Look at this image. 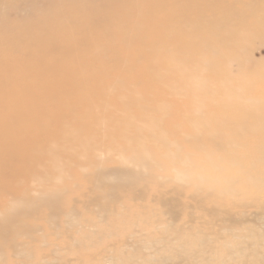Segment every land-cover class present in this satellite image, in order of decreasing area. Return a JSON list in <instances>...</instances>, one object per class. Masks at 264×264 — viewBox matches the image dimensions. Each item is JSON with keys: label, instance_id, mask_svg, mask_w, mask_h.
<instances>
[{"label": "rangeland", "instance_id": "374dc122", "mask_svg": "<svg viewBox=\"0 0 264 264\" xmlns=\"http://www.w3.org/2000/svg\"><path fill=\"white\" fill-rule=\"evenodd\" d=\"M47 1L52 6L56 2ZM185 1L187 5L175 4L172 0L161 2L160 13L154 14L150 22L172 18L175 13L178 19H183L181 14L191 12L192 17L210 24L194 25L197 29L191 30L175 25L173 28H178V32L164 42L167 45L163 49L169 57L171 55V60L156 53L152 57L162 64L158 62V66L150 69L146 61L136 59L137 51L144 48L140 46L141 36L146 33H124L123 38L114 40L116 33L111 29L103 30L94 25L86 30L87 19L79 16L75 4L58 2L59 21L63 24L53 25L56 43L67 44L87 37L86 42L106 48L107 52L105 56H88L77 69L78 85L83 86L81 81L87 84L83 89L67 92L59 89L61 78L50 72L42 82L39 78L33 82L39 67H35L28 78L13 77L8 81L31 82L33 92L41 96L34 103L41 107L38 110L44 115L45 125L41 129H31L33 140L20 148L18 144L15 146L19 151H28V158L13 160L10 164L21 169L26 165L28 172L15 174L7 182L10 188L0 189V226L9 224L10 228L0 227V264H144L130 246L129 238L137 233H142L144 238L170 242L168 248L151 245L142 250V254L154 261L151 264H161L156 261L162 258L166 260L164 264H193L181 255L186 251L194 253L193 257L201 262L200 246H191L189 240L197 243L207 235L215 241L211 258L219 261L218 264H264V218L258 216V205L247 206L240 196L231 197L230 205L222 207L219 199L207 203L191 200L189 189L180 195L172 186L161 189L152 182L146 194L140 195L146 183H139V180L133 182L132 191L122 188L115 192L107 184L96 182L98 167L109 171L128 168L121 159L136 154L141 146L148 148L156 160L165 163L159 171L164 178H169L172 168L165 156L178 149L181 158L191 153L196 164L204 165V173L213 171L208 161L205 163L207 154L197 148L200 141L209 146L215 141L237 142L239 159L252 163L255 174L264 172V163L255 150L264 144V129L252 127L263 121L251 119L245 109L249 106L247 99L264 100V70L249 62L231 63L221 58L223 54L212 58V50L205 46L209 45V40L196 38L198 34L205 33L207 37L216 34L221 42H226L231 36H240L235 41H239L246 55H250L253 42L250 34L261 31L256 21H264V0H217V16L201 15L207 10L206 0ZM142 2L148 3V0H139L134 6ZM163 9L169 10L165 17ZM68 18L72 19L71 24H65ZM218 18H235V23L215 28L211 23ZM202 28L206 32H202ZM128 43L134 46L124 48L126 52L120 51ZM11 47L13 44L6 46L13 60L18 55L11 52ZM236 52L239 53L235 50L224 55H236ZM49 56L48 53L47 58ZM254 57L264 64V46L256 49ZM68 69L70 67H66ZM197 69L204 71L198 74L196 81L206 86L205 92L185 86ZM43 84L44 89H59V92L45 94ZM235 85H243L244 93L235 91ZM259 114L264 119L262 112ZM198 132L202 135H196ZM1 185L4 186L3 181ZM244 189L249 191V196H254L264 192V185L245 186ZM53 191L60 192V198L53 203L43 202V195ZM13 194L17 197L13 198ZM14 201L15 209L21 211L26 207L28 213L17 215L20 224L16 227H13V220L8 222L5 218L6 209L12 208L10 205ZM251 201L248 198L247 204ZM27 202L37 207L31 210ZM204 208L215 209L216 213L207 215ZM57 210L61 213H54ZM72 210L76 211L73 217L70 216ZM177 212L179 215L175 216ZM72 218L79 223H75V227L68 222ZM179 227L185 229L184 241L177 238L173 229ZM120 240L124 243L120 249L122 254L115 252Z\"/></svg>", "mask_w": 264, "mask_h": 264}, {"label": "bare ground", "instance_id": "6f19581e", "mask_svg": "<svg viewBox=\"0 0 264 264\" xmlns=\"http://www.w3.org/2000/svg\"><path fill=\"white\" fill-rule=\"evenodd\" d=\"M55 1V5L52 6V3L47 0H0V181H3L4 185L0 186V189L4 187L2 191L10 188V185L7 182L9 179L14 177L15 174L25 171L28 172V166L24 165L22 169L19 167L15 168L10 164V162L18 159L19 161L27 160L28 151L25 149L19 151L20 146L24 145L28 141H31V139L33 140V137L30 135L31 129H41L43 124L45 125L44 115L38 110L41 107L35 106L34 103V101H38L41 96L33 92L34 86L31 85V82L23 84L10 83L8 81L13 77L18 79H22L20 77L28 78L34 68L39 67L40 71L36 73L37 78L34 79L33 82H35L38 78V80L42 82V80H44L50 72V75L55 73V77L61 78V86L60 84L58 86L59 89H63L65 92L83 89L87 87V84L85 81H81V83H84L83 86L78 85L80 77L77 69H79V67L81 68L88 56H105L107 52L106 48L97 47L94 44L86 42L88 41L87 37L77 39V41H72L67 44L56 43L53 38V25L55 27H59L63 24L59 21L61 17V10L58 9V2L62 3V1H66L71 4H75L79 16H85L87 19L86 30L91 29L94 25L100 26L103 30L111 29L114 33H116V35L113 36L114 40L123 38L122 36L124 33H146L144 36H141L142 40L140 46L144 48L137 51L136 59L139 62L146 61L148 63V69L158 66L159 63L162 64V62H159L152 57V55L156 53H160L165 59L171 60L170 53L169 57L163 49L164 46L167 45L164 44V42L170 41L173 38V35L178 32V28H173L175 25L178 24L182 26V30H191L197 29L193 28L194 25L203 26L210 24L206 20L199 21L192 17L191 12L181 14L183 19H178V13H175L172 18L168 17L169 19H163V21H157L154 23L150 22V19L154 16V14L160 13V11H158V6L163 5L166 0H148V3L142 2L135 6L134 4L138 3L139 0ZM199 1L205 2V0ZM161 2L163 4H160ZM172 2L175 4L179 2H182L185 5L188 4L185 0H172ZM217 2V0H206L205 3L207 5V10H205V13H201V15L217 16L215 13L216 8L218 7ZM247 7L249 9H253L252 5H248ZM212 10H214V12H212ZM166 11L169 12L168 9H165V11L164 9L162 10L164 17L168 14ZM52 15H56V17L53 18ZM233 15L235 17V14ZM70 22H72V19L68 18L65 24H71ZM256 22L261 31L257 34H250V38H252L253 41L250 46L251 50L248 52L250 55H246L244 50L245 48L240 46L241 44H239V41H235V39L240 38V36H231V38H228L227 41L225 40L226 42H221L220 36H217L216 34L211 37H207V34L203 33L198 34L196 38L209 40V45L205 44V46H209L208 48L212 50V58L219 57L218 55L223 54L221 58L228 59L231 63L235 61L243 63L249 62L255 68H259L263 71L264 64H261L255 59L254 53L258 47L264 46V21L263 23L261 21ZM230 23H235V18H218L213 21L211 25H214L215 28H217L223 24ZM201 31L206 32V29L202 28ZM72 32L74 31H70L69 33ZM124 38L126 40L128 39V37ZM9 44H13L11 52L18 55L16 59H10V55L7 52L8 48H6ZM132 45L134 46V44L131 43L125 44L122 48H120V51L126 52L124 48L130 49ZM179 49L180 48L178 46L177 51ZM235 50H238L239 53L236 52V55H229L230 53L228 55H224L226 52H235ZM48 53L50 56L47 58ZM240 53L245 56H240ZM201 57H203V55ZM66 67H70V69L66 70ZM72 69H74V72ZM133 70L136 73H139L135 67ZM203 72L204 71L202 70H198L195 72V75L191 72L192 75H190L194 76L192 78H188L189 81L188 79L186 80L185 86L191 90L194 89L196 91L200 90L201 92H205L206 86L203 83L196 81L198 74ZM60 73L62 75H60ZM43 90L45 91V94L48 93L49 95H56L57 92H59L58 90H56L57 92L53 89L49 90L46 87L44 89V84ZM235 91L244 93V86L235 85ZM247 101L249 102V106L245 109L249 111L250 118L262 119L263 121V123L252 124V127L264 129V119L260 117L261 114H259V112H262L264 115V108L259 107H264V100L247 99ZM239 104V106L242 105L241 103ZM219 134L221 135V133ZM196 135H202V133L198 132ZM199 143L200 146L197 148L200 152H205L207 154L205 163L208 161V164L211 166L213 171L204 173V165L196 164L192 159L193 155H191V153L184 158L179 157L181 151L178 149L177 152L171 151L172 153L165 156L166 161H171L172 168L169 173L170 175H168L169 178H164L160 175L159 171L163 169L165 163L160 160H156L154 154L150 152L148 148L141 146L142 148L136 152V154L133 153L134 155L121 159L122 162L126 163L125 165H129L128 168L121 169L120 171H109L102 166L98 167L96 182L98 184H107V186L115 192L116 189L122 188L123 190L132 191L133 182L139 180V183H146V186L144 185V190L140 191V195L146 194L147 189H150L149 184L152 182L155 183L154 185L156 187L161 189H166L167 187L169 188L172 186L174 190L180 193V195L182 192L189 189L192 191L191 200L198 203H207L212 202L214 199H219V204H221L222 207L224 205H230V200L232 199L231 197L240 196L242 197L243 204L247 206L251 204L258 205L260 210L258 216H262V218H264V192L255 194L254 196L251 195V197L249 196V191L244 189L245 186H256V188L259 186L263 187L264 172L255 174L252 170V168H254L252 163H246L239 159L236 152L239 147V143L234 141H215L211 146H209V143H206L205 141H200ZM17 144L19 145L18 149L15 148ZM255 150H257L260 159L264 163V144L258 145ZM243 174L245 176H243ZM130 177H133L132 180L125 179ZM46 193L47 194L43 195L42 201H48V203L56 202L61 195L58 191ZM14 197H17L16 194H13V198ZM248 198L252 200L250 204H247ZM160 199L162 200V197H160ZM13 200L14 199H12L11 202ZM21 200L23 201L24 199ZM15 203L16 202L14 201L10 206L15 205ZM179 204L182 205L183 203ZM35 206L37 207L36 204H33L32 206L27 202V207L31 210L33 207L35 208ZM15 208L13 206L12 208L6 209V214L4 213L8 222L13 220V227L20 224L19 217L21 215L28 214L26 207L22 209L24 212ZM204 209L207 215L216 213L215 209ZM59 212L60 211L57 210L54 213L57 214ZM74 213L76 214V211L72 210L70 216L72 215L73 217ZM18 214L20 216L17 217ZM178 215L179 212L175 214V216ZM190 220L193 222L194 218H190ZM68 222L74 227L75 223H77V221L73 220V218ZM0 227L1 229H5V227L10 229L9 224L3 223ZM173 229L178 235L177 238L181 237L180 239L184 241V227ZM137 234H132L129 238L130 246L134 248L136 257L141 259L144 264L154 263V261L147 258V255L142 254V250L144 248L151 245L168 248V244H170L167 240H156L152 237L144 238L142 233L141 235L140 233ZM122 242V240L117 242V246L115 247L117 249L115 252H120V249L124 246V243ZM189 244L191 246H200V253L203 258L200 262L193 257L194 253L186 251L181 253V255L184 256V259L192 261L193 264L219 263V261H215L211 258V255L215 250V241L209 239V235L203 236V238L198 240L197 243H191L189 240ZM156 262L164 264L166 260L162 258Z\"/></svg>", "mask_w": 264, "mask_h": 264}]
</instances>
